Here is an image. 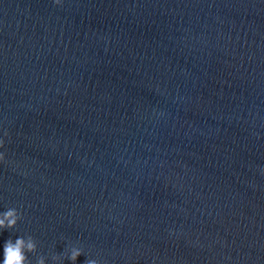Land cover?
I'll list each match as a JSON object with an SVG mask.
<instances>
[{
	"label": "clouds",
	"instance_id": "1",
	"mask_svg": "<svg viewBox=\"0 0 264 264\" xmlns=\"http://www.w3.org/2000/svg\"><path fill=\"white\" fill-rule=\"evenodd\" d=\"M62 0H53L55 5H60ZM7 135V133H5ZM4 141L0 139V147H3ZM4 153L0 152V161H4ZM264 172V169H262ZM23 219L22 214L16 208H9L5 212L0 213V230L14 229L18 221ZM37 252V242L32 236L27 238L19 237L14 242L12 239L6 241L3 249V264H31L28 253L35 254ZM83 254L80 247L71 246L65 250L66 258L71 260L73 264L78 256ZM54 262L61 261V255H53ZM36 264H45V257L39 256ZM85 264H99L96 259H87Z\"/></svg>",
	"mask_w": 264,
	"mask_h": 264
}]
</instances>
